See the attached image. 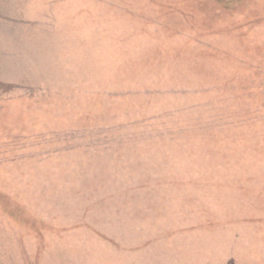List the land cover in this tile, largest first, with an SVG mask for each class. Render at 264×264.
Masks as SVG:
<instances>
[{
    "label": "rangeland",
    "instance_id": "obj_1",
    "mask_svg": "<svg viewBox=\"0 0 264 264\" xmlns=\"http://www.w3.org/2000/svg\"><path fill=\"white\" fill-rule=\"evenodd\" d=\"M0 264H264V0H0Z\"/></svg>",
    "mask_w": 264,
    "mask_h": 264
}]
</instances>
